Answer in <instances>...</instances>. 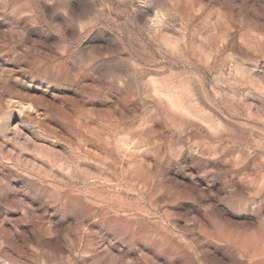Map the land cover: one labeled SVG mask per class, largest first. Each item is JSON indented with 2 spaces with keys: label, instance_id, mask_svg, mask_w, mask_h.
<instances>
[{
  "label": "clouds",
  "instance_id": "clouds-1",
  "mask_svg": "<svg viewBox=\"0 0 264 264\" xmlns=\"http://www.w3.org/2000/svg\"><path fill=\"white\" fill-rule=\"evenodd\" d=\"M0 264H264V0H0Z\"/></svg>",
  "mask_w": 264,
  "mask_h": 264
}]
</instances>
